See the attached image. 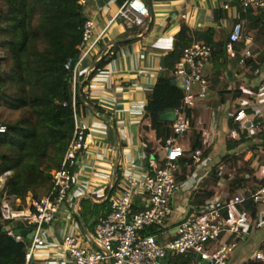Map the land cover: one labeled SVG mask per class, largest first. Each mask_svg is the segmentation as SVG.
<instances>
[{
	"label": "crops",
	"instance_id": "obj_1",
	"mask_svg": "<svg viewBox=\"0 0 264 264\" xmlns=\"http://www.w3.org/2000/svg\"><path fill=\"white\" fill-rule=\"evenodd\" d=\"M238 1L144 0L149 15L143 24L135 25L114 19L121 5L119 0H86L85 17L93 22L95 34L102 36L91 56L81 63L79 72L90 73L102 56V48L106 51L112 44L118 42L120 45L117 56L83 88L87 100L98 105L104 113L98 115L88 107L80 112V120L89 126L92 138L88 150L79 158L75 170L76 183L69 202L65 203L51 225L44 226L42 236L45 241L50 244L59 243L69 232L90 230L89 226L108 210V202L104 206L103 203L108 201V196L112 194L118 181L127 173L136 178L143 177L148 171L149 163L163 157V147L154 133L147 129L149 120L144 118L145 107L158 77L165 73L163 59L172 51L176 35L183 26L197 32L211 30L214 32L215 42H226L235 22ZM224 5H228L230 9H224ZM241 21L245 34L252 38L250 48L256 52L255 59L264 50V39L258 42L257 38L254 39L262 22L252 28V21L256 20L249 21L246 17ZM132 27L135 29H131ZM238 57H235L230 47L226 49L227 62L218 78L214 76L216 70L212 61H208L204 67V76L208 82L207 95L202 100L198 99L192 109L197 114L196 129L202 133L204 148L210 147V152L206 158L199 157V161L194 160L192 155L182 162L180 171L184 181L178 184L179 189L172 203L173 216L167 222V227L174 226L188 213L199 209L193 203V196L200 197L204 191L212 188L213 194L205 203L227 196L229 180H239L235 175L236 170L241 169L238 163L243 164L248 159H254L245 175H250V179H264V147L257 138L251 142L241 141L243 134L245 139H249L255 132L234 124L230 119L238 109H244L249 114L256 109H264V104H259L264 95V63H260L257 70H253L249 65L241 66ZM172 81H175V85H171L177 86L181 91L176 78ZM198 90V86L194 85L192 94L196 95ZM181 94L183 98V92ZM174 110L165 113L173 114ZM188 136L189 134H185L179 139L184 152L188 151L192 143ZM229 142L240 143L228 149ZM251 145H255L256 152L250 149ZM145 147L153 152L146 154ZM215 168L221 178L216 187H208L206 179ZM241 175L243 180V173ZM4 181L5 179L1 181L0 178V190ZM240 191L243 189L237 192ZM6 199L12 211H27L32 200L30 194L24 204L13 197ZM82 201L101 207L98 216L88 218L86 224L78 218ZM70 203L77 211L75 221L65 218L72 213V209L68 208ZM17 222H22V229L32 231L20 219L9 221L3 229L15 231L18 229ZM262 222L256 231L229 239L235 238L236 247L228 264H243L261 249L264 245V221ZM24 240L29 241L27 238ZM32 263L71 264L65 256L51 248L39 249L34 254ZM195 263L196 260L192 264Z\"/></svg>",
	"mask_w": 264,
	"mask_h": 264
},
{
	"label": "trees",
	"instance_id": "obj_2",
	"mask_svg": "<svg viewBox=\"0 0 264 264\" xmlns=\"http://www.w3.org/2000/svg\"><path fill=\"white\" fill-rule=\"evenodd\" d=\"M78 1L0 0V126L5 127V132L0 133V178L6 175L0 190V204L5 196L18 199L24 204L29 194L32 199H38L51 190V173L60 167L74 133V109L71 102L73 92L75 112L78 115L87 107L98 115L104 113L98 105L87 100L83 88L117 56L120 43L110 45L106 51L102 48V56L90 73L87 76L77 75L73 86L72 70L65 69V65L79 57L78 47L87 20L84 6ZM123 1L119 0V3L122 4ZM238 9L241 20L246 17L249 21L256 20L252 21V28L262 22L254 39L257 38V42L263 40L264 10L242 12ZM200 42L211 49L208 61L215 65L216 78L220 76V71L227 62L226 49L230 47L237 58L244 47L243 43H231L229 39L226 42H215L214 32L211 30L197 32L186 26L180 29L172 51L163 59L165 73L158 77L144 112L145 120H149V127L145 128L154 133L161 147L165 146L166 140L172 134L173 121L161 119L160 116L181 106L182 90L171 85L175 78V66L185 48ZM251 52L253 55L256 53L252 50ZM263 57L264 50L258 53L255 59L248 60L246 66L257 70L260 63H263ZM1 110L18 113V117L13 121H2ZM180 111L189 122V129L185 134H189L188 138L192 143L178 160L179 170L174 175L178 184L184 181L180 171L182 162L190 158L195 151L201 152V159L206 158L210 152V147L204 148L202 133L196 129V112L186 106L181 107ZM244 136L245 134L242 135L241 141L251 142L257 138L264 147V130L255 132L249 139ZM239 143L232 142L227 147L231 149ZM254 146L251 145L250 149L256 152ZM144 150L146 154L153 152L149 147ZM162 159L159 161L160 165H164ZM252 160H246V166ZM220 178L217 169H212L206 179L207 186L216 187ZM247 179L249 178L229 180L228 192L233 195L243 189L254 193L264 184V179H255L256 188L250 189L245 186ZM212 194L213 188L204 191L200 197L195 195L192 198L193 203L201 208ZM107 202L105 201L103 206ZM100 208L88 201H82L79 220L86 224L88 218L98 216ZM143 208L144 205L137 199L132 212ZM239 208L248 211L253 217L256 215L257 206L252 201L240 205ZM108 211L109 208L102 217ZM7 223L9 221L2 220L0 209V234ZM94 224L89 226L90 230ZM148 230L153 234L159 232L155 228ZM25 249L24 242H16L7 235L0 236V264L23 263ZM261 249H264V245ZM194 260L193 256H177L168 259L167 264H192Z\"/></svg>",
	"mask_w": 264,
	"mask_h": 264
},
{
	"label": "built area",
	"instance_id": "obj_3",
	"mask_svg": "<svg viewBox=\"0 0 264 264\" xmlns=\"http://www.w3.org/2000/svg\"><path fill=\"white\" fill-rule=\"evenodd\" d=\"M78 3L86 6V0ZM224 9H230L224 5ZM264 10V0H239L234 14V24L229 34L231 43H243L239 64L246 66L248 60H253L251 52L252 38L244 33L240 11ZM149 15L144 0H124L114 19L129 24L141 25ZM182 17L185 18V15ZM92 21L86 20L81 43L78 47L79 57L69 61L65 69L72 70L73 86L80 73L81 63L91 56L102 34H95ZM211 56V49L204 43H193L185 48L175 66V78L183 92L181 106L173 111L172 134L162 148L164 165L160 160L149 163L147 173L136 178L127 173L114 186V191L108 196L109 211L95 222L93 229L67 233L61 242L48 243L42 236L44 226L51 225L61 213L76 183V168L82 153L88 150L91 141V129L80 120L75 112L74 92L72 107L74 109V133L61 165L52 171V188L47 195L32 199L27 211H12L5 196L0 204L3 221L20 219L34 232L28 242L15 231H1L0 236L7 235L16 242L25 243V258L21 264H31L34 254L39 249H54L59 255L65 256L71 264H160L177 256H199L195 264H228L239 238L248 232H254L264 221V184L256 192L245 190L233 195H224L206 203L203 207L188 213L174 226L167 227V222L173 216V199L179 189L175 180L178 172V160L183 156L184 149L179 139L189 129V122L181 113L183 106L193 108L197 100L207 95L208 82L204 76V67ZM264 63V57L262 58ZM197 85L199 90L192 94V88ZM259 104H264V95ZM231 121L251 132L264 130V109H256L252 114L244 109L236 110ZM5 127L0 126V133ZM200 151H195L193 158L199 161ZM247 192V193H246ZM139 199L144 208L132 212L135 201ZM248 201L256 204L257 211L253 217L248 211L240 209V205ZM72 209L65 218L75 221L77 211ZM75 219V220H74ZM74 224V223H73ZM76 225V224H74ZM77 227V226H76ZM155 228L157 234L148 229ZM225 237H227L225 239ZM231 237L233 240H229ZM217 244V245H216ZM264 263V249L256 251L243 264Z\"/></svg>",
	"mask_w": 264,
	"mask_h": 264
},
{
	"label": "rangeland",
	"instance_id": "obj_4",
	"mask_svg": "<svg viewBox=\"0 0 264 264\" xmlns=\"http://www.w3.org/2000/svg\"><path fill=\"white\" fill-rule=\"evenodd\" d=\"M244 33H245V31H244ZM1 116H2V121L8 122V121L15 120L18 117V113H13V112H10V111H7V110H1ZM238 165L241 167V169L238 170V171L236 170L235 175H236V177L239 178V180H241V178H242L241 173H243V177H244L243 179H246L245 177H247V178L251 177L250 175H247V174L245 175V172H249V169H250L249 165L246 166V164L244 162H243V164L242 163H240V164L238 163ZM247 181H248V183H246L245 186H247L250 189L256 188L255 179H250L249 178V179H247ZM227 194L231 196V194L229 192Z\"/></svg>",
	"mask_w": 264,
	"mask_h": 264
},
{
	"label": "water",
	"instance_id": "obj_5",
	"mask_svg": "<svg viewBox=\"0 0 264 264\" xmlns=\"http://www.w3.org/2000/svg\"><path fill=\"white\" fill-rule=\"evenodd\" d=\"M171 84H172V85H175V81H172ZM160 118H161V119H164V120H166V119H170L171 121H174V116H173L172 113H165V114H162V115L160 116ZM5 176H6V175H4L3 177H1V181H3V180L5 179ZM17 227H18V229L15 230V234H18V235H20V236L23 237V238H27L28 240L32 239V237H33V235H34V232H33V231H28V230H24V229H22V222H17ZM2 232H4V229L2 230ZM199 259H200V257L197 256V257H196V261H199ZM31 264H34V263H31ZM160 264H165V260L162 259V260L160 261ZM201 264H206V263H205V262H201Z\"/></svg>",
	"mask_w": 264,
	"mask_h": 264
}]
</instances>
